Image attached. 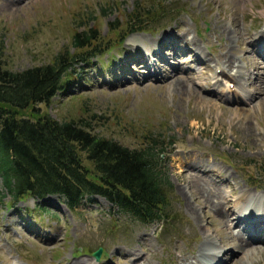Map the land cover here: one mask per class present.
<instances>
[{
	"label": "rangeland",
	"instance_id": "1",
	"mask_svg": "<svg viewBox=\"0 0 264 264\" xmlns=\"http://www.w3.org/2000/svg\"><path fill=\"white\" fill-rule=\"evenodd\" d=\"M136 6L149 10L141 12L142 20L155 21L146 31H133L122 39ZM150 13L154 15L147 17ZM263 26L264 0H0L3 68L21 70L51 63L64 50L75 53L72 37L83 29L94 30L96 39L91 44L102 48L108 43L112 49L108 55L73 65L68 87L49 105L40 103L36 111L27 108L20 113L47 114L59 121L82 118L90 123L92 133L130 147L145 142L147 135L159 136V142L171 138L174 145L168 146L162 157L173 184L171 201L177 216L173 227L167 225L164 230L161 223L143 225L118 213L100 196L84 200L73 210L57 195L27 198L15 206L8 204L6 196L0 199V264H98L91 253L99 246L103 249L99 264H176L199 254L206 231L225 249V264H264V245L260 244L263 249L257 252L252 247L234 248L232 238L227 242L230 234L223 227L224 218L219 221L213 211L220 207V198H213L212 204L208 190L198 187L202 177L184 167V161L195 165L197 157L215 169L209 173L210 179L226 178L217 191L221 196L240 185L254 195L264 194V100H260L262 92H256L264 74L258 70L261 60L251 47L258 46L262 53L257 38ZM167 38L170 45L165 47V57L172 54L170 62L183 50L193 48L205 63H195L201 58L190 61L192 56L185 55L186 59L179 60L183 68L191 67L188 73L177 70V64L169 67L166 58L153 50ZM137 52H143L148 74L158 73L157 68L164 66L167 78H144L136 69ZM153 55L158 64L148 65L147 59L150 63ZM220 59L241 66L244 75L239 80L243 87L249 84L250 97L225 102L209 94L206 87L210 80L219 86L213 74ZM116 61L126 65L119 66ZM174 68L172 75L177 76L171 78ZM96 72L101 77L97 78ZM233 72L229 69L227 74ZM119 75L139 78L124 81ZM221 79L225 87L233 84L230 77ZM255 92L257 96H252ZM82 158L92 168L84 153ZM38 204L45 208L37 210ZM29 220L34 224L32 232ZM260 237L264 238L263 233ZM133 251L136 260L131 263Z\"/></svg>",
	"mask_w": 264,
	"mask_h": 264
},
{
	"label": "trees",
	"instance_id": "2",
	"mask_svg": "<svg viewBox=\"0 0 264 264\" xmlns=\"http://www.w3.org/2000/svg\"><path fill=\"white\" fill-rule=\"evenodd\" d=\"M142 11L149 12L136 6L130 13L122 39L133 31H146L155 21L142 20ZM149 27L155 30L154 25ZM93 31L75 32L71 41L75 53L64 50L51 63L21 70L0 65V186L4 189L0 199L7 196L11 204L57 195L73 210L100 196L118 213L143 225L161 223L166 230L177 220L173 184L162 157L174 145L171 138L159 142V136L147 135L145 142L130 147L92 133L90 123L82 118L59 121L47 114L20 113L27 108L36 111L40 103L49 105L55 95L65 92L73 65L109 49L108 43L102 48L91 44L96 39ZM83 153L92 168L84 164Z\"/></svg>",
	"mask_w": 264,
	"mask_h": 264
},
{
	"label": "bare ground",
	"instance_id": "3",
	"mask_svg": "<svg viewBox=\"0 0 264 264\" xmlns=\"http://www.w3.org/2000/svg\"><path fill=\"white\" fill-rule=\"evenodd\" d=\"M16 1H18V0H16ZM234 31H235V29H234ZM238 39H239V36H238ZM257 39L261 43V48H262L261 51L264 54V43H263L264 41L262 42V40H264V31L258 35ZM252 42L253 41L251 39L250 45ZM195 46H197V45H195ZM262 59L264 60V55H263ZM217 62L219 64H215V68H217L218 73L221 74L219 76L230 77V78L234 79L236 81V84H237L239 77L244 75V73H242V71H241V66L235 64L234 62L231 63V61L228 59H220ZM257 65H258V70H260V73L264 74V64H261L259 62ZM229 69L234 70V72L231 74H227ZM174 70H176V68H174L171 71V73H170L171 78L177 76V74L172 75ZM187 73H185V74H187ZM216 75L218 76V74H216ZM226 75H228V76H226ZM261 77H262V79L260 81V84L256 88V92L257 93L262 92L263 97H260V100H264V75ZM217 82L219 83V81H217ZM239 84H240V86L242 85L240 80H239ZM256 92L252 96H257ZM251 94H252V92L249 90L246 94V97H250ZM258 97H259V95H258ZM205 102H206V100H205ZM194 159L196 160L195 165L193 164V162L184 161V163H186V165H184V167H185V169L187 168V170H191V172H193L194 174L202 177L201 181H197L198 185H199L198 187L200 188V190L201 189L208 190L207 192L210 195V196L208 195L209 196L208 200H211V203L213 202V198H220V201H219L220 207H216V209H214L213 211H214V213L217 212L216 216L218 217L219 221H220V219L224 218V223H223L224 226L223 227L226 228L227 232L230 234V237L228 238L227 242H230V240L232 238L236 242L235 247L233 245L234 243L232 244V247L239 249V250H243L247 247H250V248L252 247L253 250H256V251L263 249L260 246V244L264 243V238L260 237V234L263 233V235H264V228L261 227V223L263 222V218H261V217L264 216V194L254 195L247 189L246 186L243 187L242 185H240V186L235 187V188L233 187L232 188L233 190L231 191V193L229 195L226 196L223 194L221 196V194L220 195L217 194V191L219 190L220 183H222L226 178L224 177L223 180L220 179L218 181L210 179L209 173H214L215 169L209 168L208 167L209 165H204L199 160H197L198 159L197 157H195ZM196 166H200V167L195 168ZM202 168H203V170H202ZM220 173L222 174V171H220ZM194 174H193V176H194ZM188 181H190V180H188ZM195 182L196 181H194V183ZM189 184H190V182H189ZM195 185H197V183ZM190 187H191V185H190ZM195 188L198 191V188L197 187H195ZM195 188H193V189H195ZM204 202H205V200H204ZM212 204L210 206H212ZM207 207H208V205H207ZM220 211H222V212H220ZM232 214H234V215L237 214L236 223L242 222L245 224L244 232H245L246 236L242 232H239V231L234 232L233 231V226H235L237 224H235V218L230 216ZM255 216H261V217L254 218ZM213 223L214 224L218 223V221H214ZM207 228H209V227H207ZM210 229H212V228H210ZM210 233L211 232L206 231L205 240L202 243L201 248L199 250V254L197 256L193 257L191 254L192 257L190 256L189 259L182 260L183 262H177L176 261L177 262L176 264H211L212 258L216 257L217 256L216 254L220 253L221 248L219 247L220 243L215 238L216 236H214L213 233L212 234H210ZM256 244H258V245H256ZM134 256L135 255H134V251H133L130 253L131 263L135 262V260H136V259L132 258ZM143 260H145V259H143ZM74 264H88V262L87 261H76V262H74Z\"/></svg>",
	"mask_w": 264,
	"mask_h": 264
},
{
	"label": "water",
	"instance_id": "4",
	"mask_svg": "<svg viewBox=\"0 0 264 264\" xmlns=\"http://www.w3.org/2000/svg\"><path fill=\"white\" fill-rule=\"evenodd\" d=\"M100 251H101V248L96 249V250L93 252V255L96 256V258H98L99 254H100Z\"/></svg>",
	"mask_w": 264,
	"mask_h": 264
}]
</instances>
